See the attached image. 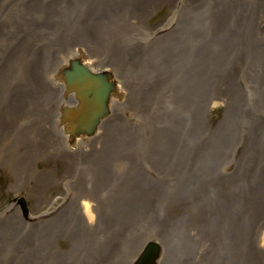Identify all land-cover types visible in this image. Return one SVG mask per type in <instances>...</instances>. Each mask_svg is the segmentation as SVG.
Wrapping results in <instances>:
<instances>
[{
	"label": "bare ground",
	"instance_id": "1",
	"mask_svg": "<svg viewBox=\"0 0 264 264\" xmlns=\"http://www.w3.org/2000/svg\"><path fill=\"white\" fill-rule=\"evenodd\" d=\"M146 1L148 0H39L31 8H25V10L42 13L46 17L44 19L40 18L41 20L35 17L24 28L23 34H30L32 36V34L36 35L42 32V35L46 33L52 35V31L57 24L59 27L55 34L57 37L49 36L51 45L52 47L58 46V41H61L63 43L62 46L66 47L64 50L61 49L59 51L60 55L51 58L59 62V67L54 71L53 75L50 76L47 73L50 77L46 83L41 82L39 79V75L44 71L38 64L41 57L40 50L36 51L34 57L32 66L34 69L30 74V76L33 74L34 86L40 91L46 92L54 89L58 94V98L51 105L47 107L41 106L39 108V111L44 110L48 112L49 118L47 120L51 121L47 124L40 117L34 118L35 121L42 122V125L38 128L41 131L40 134L47 136L53 135L54 140H50L49 138L46 140L43 137L41 138L42 135H37L38 138L36 137L34 150H39L43 144L47 145L48 142L52 144L59 143L61 144L60 146H51L49 153L51 156L52 154L61 156V160L66 162V166L69 163L66 159L70 156L73 157L74 154V160L79 162V164L95 163L99 167H107L106 161H97L94 160V157L100 149L108 148V144L105 141L107 132L110 130L108 126L112 122L122 121L121 107H125L127 110L133 111L138 115L141 111L139 109L143 108V104H138L133 99L132 101L127 100V95H130L127 84L117 79L115 70L110 66L104 65V58L100 55L99 47L96 49L98 46L96 39L98 37L91 40L92 37L99 33L93 30L91 26H85L79 20H81V14H84L86 19H91V16L94 15L97 18V23L101 27L104 25L103 27L107 26L113 29H118L113 24L121 23L120 30L116 39H114L119 44L125 41L118 39L125 32L131 37L133 33L136 34V31L140 29L141 32L134 36L136 37L134 42L138 45H146L149 48L158 50L160 52V62L163 60L161 46H163V49L168 50V55L171 53L176 60V49L181 51L182 69H179V76L183 81V85L186 89L188 88L187 93H181L182 95H179V98L183 100L182 106L185 105L191 113H197L195 107L199 108V110L201 108L203 111L200 112L204 115L208 113L212 114L215 106L221 102L226 108V112L217 120V127L213 131L212 136V131L207 134L209 143L206 142V146L197 155L198 157L195 162L193 158L198 153L197 148L202 146V143H197L198 141L190 140L185 142L183 139L182 141L180 140L181 142L176 143L174 149L165 144L160 145L159 154L162 156L165 155V159L160 161V163L165 164L168 159L175 156L171 160H175L173 166L176 170L181 167V174L175 179L177 182L174 185L158 186L150 193L149 203L146 205V208L148 211L151 209L156 210L155 212L162 218H152L151 220V223L152 221L158 223L157 226L160 227V230L157 226L154 227V229H158L154 230L156 233L152 231L150 226H147V228L142 226L143 229L136 228V230H129V226H122L120 228L119 226L123 224L122 222H118L117 227L119 231H123L122 229L126 227V230H124L120 238H122L124 247H126L122 252L125 255L127 251V264H139L146 252L148 253L147 256L149 259L142 261V264H145L147 261L151 264H192L186 261V259L190 258L195 260V262L198 261L199 264H226L225 262L228 261H232L233 264H262L264 259V233L259 237H254V232L251 235L244 234V232L252 228L243 229L241 226L244 222L254 223L256 220L261 219L262 222L264 220V150L261 152L259 150L260 141L258 137L260 133L264 134V130L261 125L254 123V117L249 118L253 116L252 114L256 109H259V106H256L250 100L247 92L240 90L238 92L233 88L238 86L236 84V77L238 75L230 71L235 62L233 60L229 62L233 58V53H237L240 48L245 50L243 44L239 47L238 40L235 41V39L243 38V32L241 33L242 27L249 33L253 32V27L251 29L248 28L252 23H258L264 27V21L262 18L260 19L262 21H260L258 16V10L261 11V8H256L253 15H248L250 21L248 24L243 19L246 13L241 10L242 8H239V11L236 10L235 4L227 3V0H211L218 7H215L211 11V14L202 12V14L200 13L201 16L196 15L198 19L197 24L193 25L194 30L190 28L191 24L189 22L185 25L183 23L176 24V21H179L178 19H182L185 16L177 14H169L166 16L165 21L170 22V27L172 26L171 24H176L172 28L179 26L183 32H195V29L199 31L201 28L202 31H208L207 36L213 39L203 40L200 43L197 38L192 39L191 35L189 37L188 33H183L184 38L188 36L186 40L191 45L195 44L202 47L208 44L210 46L209 50L213 51L217 49L223 51L226 47L225 45L231 44L228 53L224 51V55L228 56V60L221 61V57L216 56L213 57L216 60L215 63L220 61L222 64L213 65L207 63L205 67L202 62V57L196 55V53L195 55L189 54L188 51L190 49L187 52H182L181 48L184 43H180V48H178L176 42L174 43L172 41L163 44L165 41L162 38H168V35L166 37L164 33L169 31V25L163 26L166 22H161L159 24L160 26L162 25L161 27L154 26L155 28L150 29V31L145 29L141 22L145 14V12H142V9H144L143 2ZM177 1H181L183 5L188 7H196L197 13L204 6V1L201 2L200 0ZM155 2L156 0L149 1L148 4L153 7ZM220 2H222V5H220ZM59 3L64 6L63 9L67 7L75 15L76 26L72 29L56 15L55 10H58L56 5ZM79 8H82L83 11L79 10ZM182 9H186V7H182ZM244 10H246V7ZM184 14L188 15L186 13ZM201 17L205 18V20L207 19V21L200 20ZM113 19H115L114 22H112ZM26 31L29 32L25 33ZM73 33H75L74 39L76 41L72 39V45H69L70 38L66 39V37ZM30 36H27V38L29 39ZM138 36L141 38H137ZM257 49L252 48V51H249L254 54L255 58ZM241 55L242 53L240 51L236 54L237 58ZM251 60H249V64L247 63L245 73L252 74L253 77L257 78L260 75V68L250 67L252 64H257L251 62ZM256 60H259V57ZM237 64H241V67H246L240 61ZM191 69L201 70V73L192 74L188 77L187 71H191ZM202 71L207 72L212 77H204ZM223 76L227 80L225 83L223 81L219 82L218 79V77ZM200 78H205L208 82L212 80L211 86H215L211 87L213 92L211 88L208 89L212 93L209 99H205L207 93L204 87L207 84ZM31 81V79H27V82ZM226 85L230 88L224 89L227 87ZM82 89L85 92H82ZM19 93H24V99L29 101L26 96H31L30 89L26 91L20 90ZM187 99L190 101L194 99L195 103L188 102ZM98 100H100L101 107L97 104ZM85 103L90 104L88 105L89 107L85 108ZM148 115L150 116L151 114L148 113ZM242 118L246 120L244 123ZM250 120H253L251 128L249 127L250 132L252 130L253 138L250 139L248 137L249 140L247 142H252L253 145L250 148L249 158L246 157L242 161L243 166L238 160V158H241L238 157L241 153L239 148L244 145L245 125ZM253 124H255V127H253ZM47 129L48 131H46ZM200 130L202 129L199 128ZM149 131L152 132L155 130ZM164 134H167V132L160 130L158 133L146 135L145 137L150 138L151 141H156L159 138L162 139ZM203 135L204 132L202 133ZM112 143L121 145L122 140L119 138ZM160 143H163V141L160 140ZM27 153L28 155L22 158L24 162H21L20 159L16 160L14 156L11 158L12 156L10 157L9 153H0V167L7 168L15 181L18 182L16 183L17 185H13V190L18 191L21 180H24L21 185L26 184L29 188L26 189V192L33 200L30 208L34 210L31 211L28 219H23L19 214V209L15 211L11 208L13 205H10L0 212V219H10L11 223H8L9 225L7 227L11 225L12 228H20V236H24L26 230L20 224H26V222L35 224L33 229L39 236L35 244L43 246L47 244L55 245L58 242L57 238L61 236L64 239L65 237L70 238L72 245L77 244L74 240L73 233L77 232L79 228L77 229L74 223L70 224L73 217L69 216L71 214L66 213L65 210L63 213L59 212L62 207H57L60 204L58 203L59 198H51L48 196L53 184L64 185L65 182L72 180L64 175L61 178H53L50 175L47 176V174L44 175L43 173L45 171H39L35 163L36 156L33 155L37 153H33V150L30 149L25 150L24 154ZM126 153H129V151H126ZM206 154H209V156H206ZM166 155L169 157L166 158ZM17 164H21V167L25 170L23 173L19 171L20 169ZM232 164H238V169L235 168L232 171H228V167ZM254 166L256 167L254 168ZM67 168L70 174V167ZM170 170L175 171L171 168ZM75 171L77 170L75 169ZM77 174H81V172L78 171ZM116 178L114 177V180ZM27 180L32 181L27 183ZM90 182L92 181L90 180ZM181 184L183 185L180 186ZM65 191L67 190L65 189ZM70 191L71 188H68L66 198V194L60 195L65 201L64 203L62 202L63 205L69 200H75L80 214L83 215L88 223L87 225H94L99 219L98 209L100 207V200H97L96 197L90 194L89 190L86 191L83 188L80 191H76V193ZM118 191L120 190L118 189ZM148 193L145 192V195L147 196ZM248 193L250 197L246 198L245 196ZM187 195L189 196L187 197ZM182 199L187 203H184ZM22 202L25 201L21 200V204ZM138 205L142 207L140 204ZM22 207L27 212L26 204ZM170 207L175 208L169 211L168 209ZM165 210H168L167 216H163L167 213H165ZM186 218L189 221H196V229L192 227L195 226L193 223L189 229L184 228L177 231L174 227L182 224ZM161 220L173 221L166 222L167 228L165 229V225L160 222ZM41 222H46L47 224L44 234L41 229V224H37ZM126 224L128 225V223ZM130 224H133V222H130ZM67 226L68 229H71V232L67 230L64 232L60 231L63 229L62 227L66 228ZM112 228H114V232L117 230L115 224L112 225ZM14 231L15 229L9 231L7 228L4 231V236L16 238L12 237ZM158 233L162 237L159 239L153 237ZM160 234L157 236H160ZM23 244H26L24 240L17 241V243L13 241L10 247L21 249L23 248ZM73 248L77 249L76 245L67 250V253L71 257L69 255L64 257L65 252L58 251L52 257L54 259L52 264H112L105 262L104 257L108 253L102 250L94 256L95 258H89L90 252L88 251L85 252L87 253L86 256L75 260V258H72ZM33 251L34 249L31 252ZM52 253H54V250H52ZM218 256L223 261L216 260ZM197 257H199V260H196ZM5 263L0 258V264ZM36 263L51 264L47 258L38 259Z\"/></svg>",
	"mask_w": 264,
	"mask_h": 264
},
{
	"label": "rangeland",
	"instance_id": "2",
	"mask_svg": "<svg viewBox=\"0 0 264 264\" xmlns=\"http://www.w3.org/2000/svg\"><path fill=\"white\" fill-rule=\"evenodd\" d=\"M37 1L39 0H0V153H9L10 157L12 156L11 158L14 156L16 160L20 159L21 162H24L22 158L28 155V153L24 154L25 150H33V153H37L33 155L36 156L35 163L37 169L39 171H45L43 173L44 175L47 174V176L50 175L53 178H61L64 175L72 180L69 182L67 181L68 184L65 182L64 185L53 184L48 196L51 198H59L58 203L60 204L57 207L62 206L59 212L63 213L65 210L66 213L71 214L69 216L73 217L70 224L74 223L76 224L77 229L79 228L77 232L73 233L74 240L77 244L75 243L72 245V240L67 237L64 239L63 236L57 238L58 242L55 243V245L47 244L46 246H43L35 244V241L39 238L38 234L35 233V230L33 229L35 224H32L31 222L20 224V226H23L24 229L27 230H25L24 236H20V228H12L11 225L7 227L9 225L8 223H11L10 219L1 218L0 258L6 262L5 264H31L32 261H34L33 264H37L36 262L38 259L47 258L52 264V262H54L52 257H54L58 251H64V257H66V255H69L67 250L76 245L77 249L73 248L72 256L75 260L86 256L87 253L85 252L88 251L90 252L89 258H95L94 256L102 250L107 251L108 253V255L104 257L106 263L127 264L126 261L128 260V256L127 251L125 255L124 252H122L126 247H124V241L120 238L121 234L126 230L125 228L127 226L130 227L129 230H136V228L143 229V227L147 228V226H150L152 231L160 230L156 221H152L151 223L152 218L158 219L160 215L155 212L156 210L151 209L148 211L146 208V205L149 203L150 193H152V191L158 186L169 184L174 185V183L177 182L175 179L181 174V167L176 170L173 166L175 160H172L175 156H171L172 158L168 159L165 164L160 163V161L165 159V155L162 156L159 154L160 145L165 144L174 149V146L180 140L182 141L184 139L185 142L190 140L198 141L197 143H202V146L197 148L198 153L196 154V157L193 158V161L195 162L198 157L197 155H199L206 146V142L209 143V137L207 134L212 131V136L214 133L213 131L217 127V120L226 112V108L220 102L215 108L213 107L214 112L212 114L208 113L203 115V113L200 112L203 111L201 108L199 110V108L195 107L197 113H191L185 105L182 106L183 100L179 98V95H182L181 93H187L188 88L186 89L179 76V69H182L180 50L176 49V60L171 53L168 55V50L163 49V46H161L163 60L160 62V52L158 50L155 48H149L146 45H138L134 42L136 39L134 36L141 32L140 29L136 31V34L133 33L131 37L125 32L118 38L125 41L119 44L114 39H116L120 30L121 23L113 24V26H117L118 29H113L107 26L103 27L104 25L101 27V25L97 23V18L94 17V15L91 16V19H86L84 14L82 15L80 13L81 20L79 21H81V23L83 22L85 26H91L93 30L99 33L92 37L91 40L98 37L96 39L98 45L96 49L99 47L100 55L104 58V65L110 66L115 70L117 79L120 82L127 84L128 91L130 92V95H127V100H136L135 102L138 104H143V108L139 109L141 111L137 115L135 112L127 110L125 107H121L122 121L112 122L108 126L110 130L107 132L105 140L108 144V148L100 149L98 154L94 157V160L106 161L107 167H99L95 163L79 164V162L74 160V154L73 157L70 156L66 159V161H69L66 166V162L61 160V156H56L54 154L51 156L49 153L51 146H60L61 144L59 143L52 144L48 142L47 145L43 144L39 150H34L37 135H42L41 138L43 137L46 140L47 138L54 140V137H52L53 135L47 136L40 134L41 131H39L38 128L42 125V122L35 121L34 118L40 117L48 124V122L51 121L47 120V118H49V114H47L48 112L44 110L39 111V108H41V106L47 107L48 105H51L56 98H58V94L54 89H52L53 91L51 90L52 92H46L40 91L34 86L33 74L30 76L34 69L32 67L34 57L36 51L40 50L41 57L38 64L41 69H44V71L39 75V79L41 82L46 83L48 78L53 75L54 71L59 67V62L54 61L51 58L60 55L59 51L66 48L62 46L63 43L61 41H58V46L52 47L51 45L49 36L57 37L55 36L59 28L57 24L52 31V35L48 33L42 35V32H39L36 35L32 34V36H30V34H23L24 28L35 17L39 18V20H41L40 18L44 19L46 17L42 13L27 9L25 10L26 7L31 8ZM149 1L153 0L143 2L144 9H142V12H145V14L143 15L144 18H142L141 23L146 30L150 31V29L155 27H161L162 25H159L161 22H166L163 26L169 25V31L164 33V35L166 34V37L168 35V38H162L165 41L163 44L172 41L174 43L176 42V45L178 44V48H180V43H184L181 48L182 52H187L190 49L188 51L189 54L195 55L196 53V55L202 57V62L205 67L207 63L213 65L222 64L220 61L215 63L216 60L213 57L216 56H220L221 61L228 60V56L224 55V51L228 53L231 44L225 45L226 47L223 51L217 49L212 51L209 50L210 46H208V44L200 47L195 44L191 45L189 41L186 40L189 35L192 36V39L197 38L200 43L203 40H213L207 36L208 31H202L200 28V33L197 29H195V32H183L180 30L179 26L172 28V26H176L177 23H183V25H185L189 22L191 24L190 28L194 30L193 25L197 24L196 22L198 19L196 15L201 16L202 12L211 14V11H213L215 7H218L217 4L214 5L215 2L211 0H200L201 2L204 1V6L199 13H197L196 7H188L183 5L181 1L156 0L153 7L148 4ZM220 3V5H222V2ZM227 3L235 4V9L238 11L239 8H242L241 10L246 13L243 19H245L248 24L250 22L248 15H253L256 8H261V11L258 10V16L259 20L262 18L264 21V0H227ZM56 6L58 7V10H55L56 15L71 29L75 27V15L67 9V7L63 9L64 6L60 3ZM182 7H186V9H182ZM245 7L246 10H244ZM79 10L83 11L82 8H79ZM184 13L188 15H185ZM169 14H177L185 17L178 19L179 21H176V24H171L172 26L170 27V22L165 21L166 16ZM200 20L207 21V19L205 20V18L202 17ZM114 21L115 19L112 20V22ZM252 27L253 32L251 33L246 32L242 27L241 33L243 32V38L235 39V41L238 40L239 47L243 44L245 50L240 48L239 51L242 55L238 58L236 54L239 51L232 54L233 58L230 59L229 62L233 60L235 63L230 71L235 73V75H238L236 77V84L238 86L233 88L238 92L239 90L247 92L250 100L253 101L256 106H259V109H256L252 114L253 116H250L249 118L254 117V123L261 125L264 130V27L260 26L258 23H252L248 28L251 29ZM29 31H26L25 33ZM183 33H188V36L184 38V35H182ZM74 35L75 33L66 37V39L70 38L69 45H72ZM27 36H30V38L28 39ZM226 37L229 38L228 35H226ZM137 38L141 37L138 36ZM192 39L190 38V40ZM81 41H83V39H81ZM252 48H258L256 58L254 54L249 52L250 50L252 51ZM172 51L174 52L173 49ZM205 52H207V54L204 55ZM258 57L260 61L256 60ZM250 59H252L251 62L257 63L252 64L250 67L257 69L260 68V75L257 78L253 77L252 74L245 73L247 63L249 64ZM238 61L245 64L246 67H241V64H237ZM53 64H55V66H53ZM47 73H49L50 76L47 75ZM200 73L201 70L198 71L191 69V71H187V76L189 77V75ZM202 75L204 77L211 76L204 71H202ZM27 79H31L32 81L27 82ZM200 79L207 84L206 87H204L206 88L207 93L205 99H209L212 96V93L209 92L208 89L215 86H211L212 80L208 82L205 78ZM218 79L219 82L223 81L225 83V81H227L225 76L218 77ZM227 88L230 87L227 86L224 89ZM28 89H30L31 96H26L29 99V101H26L23 96L24 93L21 94L19 91H26ZM211 91L213 92V89ZM187 100L188 102H194V99L193 101H190L189 99ZM167 109L169 110L166 111ZM148 113L151 114L150 116L152 117H150ZM242 120L243 123L246 121L243 118ZM253 120H250V122L245 125L246 132L244 131V145L239 148L241 153L238 156L241 157L238 158L241 164L246 157L249 158L250 148H252L253 145L252 142H247L249 138H253L252 130L250 132ZM253 127H255V124H253ZM199 128L202 130L199 131ZM149 130L155 131L150 132ZM160 130L167 132L162 139L159 138L156 141H151L150 138L145 137L146 135L158 133ZM46 131H48V129ZM146 131L148 132L146 133ZM202 131L204 132L203 136ZM258 137L260 141L259 150L261 152L264 150V134L260 133ZM119 138L122 140L121 145L112 143ZM160 140H162L163 143H160ZM126 151H129V153H126ZM206 156H209V154H206ZM168 157L169 156L166 155V158ZM238 164H232L229 166L228 171L237 168ZM242 165L244 166V164ZM17 166L19 167L20 172L23 173V171H25L21 167V164H17ZM67 167H70V174ZM255 167L256 166H254V168ZM170 168L175 171H171ZM75 169L77 171L74 172ZM78 171H80L81 174H77ZM114 177L117 178L114 180ZM90 180L92 182H90ZM23 181L24 180H21L18 191L13 190V185H17L16 183L18 182L15 181L7 168L0 167V212L8 208L10 205H13L11 208L15 211L19 209V214L23 219H28L30 217L31 211L34 210L30 208L33 200L26 192V189H29L26 184L21 185ZM31 181L32 180H27V183H30ZM182 185L183 184L180 186ZM68 188H71L70 192L72 193H76V191H80L82 188L86 191L89 190L90 194L96 197L97 200H100V207L98 209L99 219L94 225H87L88 223L83 215L80 214L78 206L75 204V200H69L63 205L65 201L60 195L66 194V198ZM65 189L67 191H65ZM118 189L120 191H118ZM145 192H149L147 196L145 195ZM188 196L189 195H187V197ZM245 197H250L249 193ZM21 200L25 201L27 212L24 211ZM183 202L187 203L184 200ZM65 206L67 207L64 208ZM174 208L175 207H170L168 210L170 211ZM168 210H165V213H167L163 216L168 215ZM160 219L162 218L160 217ZM170 221L161 220L160 222L165 225L166 229V222ZM118 222H122L123 224L119 226L120 228L126 226L122 229L123 231H119L117 227ZM130 222H133V224H130ZM126 223H128V225ZM193 223L195 226H192ZM37 224H41V229L44 234L46 232L45 227H47L46 222ZM113 224H115L117 228L115 232L113 230L114 228H112ZM155 226H157L158 229H154ZM191 226L196 229V221H189V219L186 218L182 224H179L174 228H176L177 231H180V229L184 228L189 229ZM7 228L9 231L15 229L12 237L16 238L4 236V231L7 230ZM62 228L63 229L60 230L62 232L65 230L71 232V229H68V226ZM241 228H252L251 230L244 232V234L247 233L248 235H251L254 232V237H259L264 233V220L263 222L261 219L256 220L254 223L244 222ZM249 231L252 232L249 233ZM154 233H156V231H154ZM200 234H202V232H200ZM145 235L147 236V234ZM157 235L153 237L157 239L162 237L161 234L160 236ZM20 240L26 242V244H23V248L16 249L10 247L13 241L17 243V241ZM33 249L34 251L31 252ZM52 250H54V253H52ZM69 256L71 257V255ZM196 260H199V257H197ZM216 260L223 261L219 256ZM186 261L192 264H199L198 261L195 262V260L191 258L186 259ZM225 263L233 264L232 261ZM262 264H264V259Z\"/></svg>",
	"mask_w": 264,
	"mask_h": 264
},
{
	"label": "water",
	"instance_id": "3",
	"mask_svg": "<svg viewBox=\"0 0 264 264\" xmlns=\"http://www.w3.org/2000/svg\"><path fill=\"white\" fill-rule=\"evenodd\" d=\"M84 79H86V78H84ZM77 82H79L78 80H77ZM84 89H82V92H85V91H83ZM86 104V106H85V108H87V107H89L88 105H90V104H87V103H85ZM97 104H99L100 105V107H101V103H100V100H98V103ZM22 204L24 205L25 203L24 202H22ZM147 252H146V254H145V256H143V258H142V260L140 261V263L139 264H142V261H144L145 259H149V257L147 256ZM151 260V259H150ZM145 264H151L150 262H146Z\"/></svg>",
	"mask_w": 264,
	"mask_h": 264
}]
</instances>
